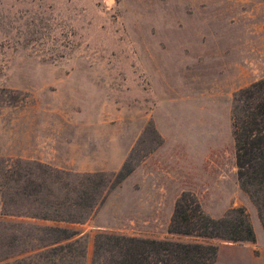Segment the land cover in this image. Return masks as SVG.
<instances>
[{"label":"rangeland","instance_id":"obj_1","mask_svg":"<svg viewBox=\"0 0 264 264\" xmlns=\"http://www.w3.org/2000/svg\"><path fill=\"white\" fill-rule=\"evenodd\" d=\"M263 77L264 0H0V264L42 261L44 227L78 233L82 264L97 233L191 241L167 233L181 193L261 242L230 110ZM124 166L77 219L34 218Z\"/></svg>","mask_w":264,"mask_h":264},{"label":"trees","instance_id":"obj_2","mask_svg":"<svg viewBox=\"0 0 264 264\" xmlns=\"http://www.w3.org/2000/svg\"><path fill=\"white\" fill-rule=\"evenodd\" d=\"M233 140V157L239 189L255 208L257 219L264 233V77L240 90L233 98L230 110ZM129 173L127 167L110 176L103 183L97 174V182L85 176L90 192L81 191L74 198L64 196L60 201L43 206L45 211L34 218L42 221L70 222L77 219L81 211L90 207V195L100 189H110L119 184ZM109 183V184H107ZM39 186V185H36ZM31 191L25 193L31 195ZM35 195L38 190L33 191ZM49 247L43 260L34 264H82L84 245L75 231L59 227L42 228ZM167 233L191 239L157 240L124 235L97 233L93 238L90 264H213L219 243L253 244L255 236L242 208L228 211L221 218L205 215L188 193H181L173 204Z\"/></svg>","mask_w":264,"mask_h":264},{"label":"crops","instance_id":"obj_3","mask_svg":"<svg viewBox=\"0 0 264 264\" xmlns=\"http://www.w3.org/2000/svg\"><path fill=\"white\" fill-rule=\"evenodd\" d=\"M253 244L220 243L217 245L216 258L213 264H264V238L259 233L261 242Z\"/></svg>","mask_w":264,"mask_h":264}]
</instances>
